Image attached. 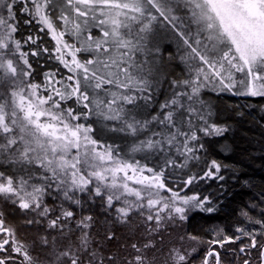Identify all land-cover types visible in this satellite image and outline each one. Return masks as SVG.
I'll list each match as a JSON object with an SVG mask.
<instances>
[{
	"label": "snow or ice",
	"instance_id": "6c2138e0",
	"mask_svg": "<svg viewBox=\"0 0 264 264\" xmlns=\"http://www.w3.org/2000/svg\"><path fill=\"white\" fill-rule=\"evenodd\" d=\"M206 90L264 98V0H0V264H264V207L242 213L258 228H187L216 211L187 189L225 179Z\"/></svg>",
	"mask_w": 264,
	"mask_h": 264
},
{
	"label": "trees",
	"instance_id": "16d2710c",
	"mask_svg": "<svg viewBox=\"0 0 264 264\" xmlns=\"http://www.w3.org/2000/svg\"><path fill=\"white\" fill-rule=\"evenodd\" d=\"M178 14L187 22L185 12ZM39 27L36 24L24 25L22 32L25 35H39L41 37L39 43L43 47L54 49L55 41L51 40L49 35L39 32ZM158 39L161 41L162 50H168L165 51V55H169L170 52L174 57L169 71L177 77L184 75L182 71L184 65L179 60L183 52L172 38V33L161 29ZM80 55L82 56L83 53ZM42 67L45 70L59 68L62 74H68L57 61L48 56L42 58ZM42 80L43 75L41 74L37 77V82H42ZM166 87L165 84L163 88ZM203 95L212 107V119L229 128L223 137L206 138L208 151L204 154L208 159H216L226 165L222 169V174L225 176L224 181H201L187 189L189 195L199 194L202 197H209L216 208L213 213H192V218L187 225L189 231L207 240L215 238L214 229H224L232 235L238 226L259 227L248 224L242 213L249 211L250 215L259 219L260 208L264 207V98H245L227 94L218 96L207 90ZM95 127L100 129L101 125L97 123ZM102 138L109 143L115 139L122 148L127 150V142L114 133L104 130ZM135 157L150 167L158 162L151 157L144 160L142 154H135ZM203 167V162H200L193 167L192 171L200 172ZM178 173L179 170L175 174L176 179L170 180V183H176L179 178ZM226 247L234 248L236 245H226Z\"/></svg>",
	"mask_w": 264,
	"mask_h": 264
},
{
	"label": "rangeland",
	"instance_id": "374dc122",
	"mask_svg": "<svg viewBox=\"0 0 264 264\" xmlns=\"http://www.w3.org/2000/svg\"><path fill=\"white\" fill-rule=\"evenodd\" d=\"M182 11H180V13H181Z\"/></svg>",
	"mask_w": 264,
	"mask_h": 264
}]
</instances>
